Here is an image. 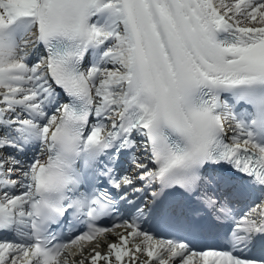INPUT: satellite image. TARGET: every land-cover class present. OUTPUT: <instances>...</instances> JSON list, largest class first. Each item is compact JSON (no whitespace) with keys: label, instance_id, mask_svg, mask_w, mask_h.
Masks as SVG:
<instances>
[{"label":"snow or ice","instance_id":"1","mask_svg":"<svg viewBox=\"0 0 264 264\" xmlns=\"http://www.w3.org/2000/svg\"><path fill=\"white\" fill-rule=\"evenodd\" d=\"M0 264H264V0H0Z\"/></svg>","mask_w":264,"mask_h":264}]
</instances>
